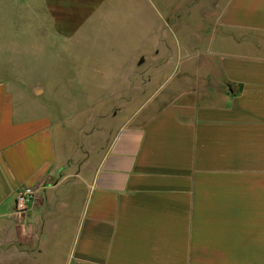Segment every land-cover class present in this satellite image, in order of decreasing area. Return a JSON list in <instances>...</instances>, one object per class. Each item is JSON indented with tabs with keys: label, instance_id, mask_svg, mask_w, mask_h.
<instances>
[{
	"label": "crops",
	"instance_id": "1",
	"mask_svg": "<svg viewBox=\"0 0 264 264\" xmlns=\"http://www.w3.org/2000/svg\"><path fill=\"white\" fill-rule=\"evenodd\" d=\"M64 4L0 0V257L264 264V0H230L209 49L220 74L192 102L103 137L43 85L63 61ZM26 187L39 198L18 215Z\"/></svg>",
	"mask_w": 264,
	"mask_h": 264
},
{
	"label": "rangeland",
	"instance_id": "2",
	"mask_svg": "<svg viewBox=\"0 0 264 264\" xmlns=\"http://www.w3.org/2000/svg\"><path fill=\"white\" fill-rule=\"evenodd\" d=\"M229 2L65 0L66 48L63 61L55 51L48 65L49 99L69 102L66 114L86 116L102 137L106 124L144 120L180 96L192 102L220 74L209 49Z\"/></svg>",
	"mask_w": 264,
	"mask_h": 264
},
{
	"label": "built area",
	"instance_id": "3",
	"mask_svg": "<svg viewBox=\"0 0 264 264\" xmlns=\"http://www.w3.org/2000/svg\"><path fill=\"white\" fill-rule=\"evenodd\" d=\"M38 189L26 187L17 196L15 211L18 215L26 214L38 201Z\"/></svg>",
	"mask_w": 264,
	"mask_h": 264
}]
</instances>
